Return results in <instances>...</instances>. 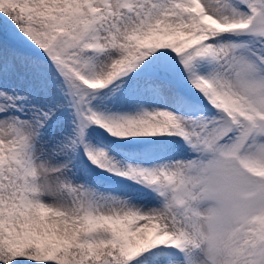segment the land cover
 <instances>
[{"label":"snow or ice","instance_id":"6c2138e0","mask_svg":"<svg viewBox=\"0 0 264 264\" xmlns=\"http://www.w3.org/2000/svg\"><path fill=\"white\" fill-rule=\"evenodd\" d=\"M225 149L264 177V0H0V264H191L157 185Z\"/></svg>","mask_w":264,"mask_h":264},{"label":"clouds","instance_id":"9594fccd","mask_svg":"<svg viewBox=\"0 0 264 264\" xmlns=\"http://www.w3.org/2000/svg\"><path fill=\"white\" fill-rule=\"evenodd\" d=\"M156 195L157 216L187 239L191 264H248L249 252L264 251V177L249 174L228 150L170 168Z\"/></svg>","mask_w":264,"mask_h":264}]
</instances>
